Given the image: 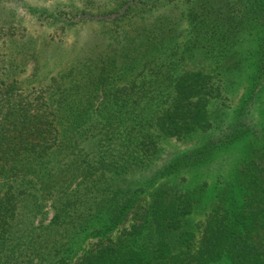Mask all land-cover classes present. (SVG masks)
<instances>
[{
	"label": "trees",
	"instance_id": "1",
	"mask_svg": "<svg viewBox=\"0 0 264 264\" xmlns=\"http://www.w3.org/2000/svg\"><path fill=\"white\" fill-rule=\"evenodd\" d=\"M38 13L82 38L63 70L26 86L15 73L37 67L40 47L0 0V264H264V125L251 114L264 0H78ZM184 19L180 49L169 43ZM221 27L254 46L224 49L213 71L178 65L205 37L227 39ZM248 66L228 115L227 91ZM197 135L186 149L159 144ZM241 140L234 175L200 210L208 183L180 180ZM166 177L178 179L157 182ZM85 232L93 241L73 256Z\"/></svg>",
	"mask_w": 264,
	"mask_h": 264
},
{
	"label": "rangeland",
	"instance_id": "2",
	"mask_svg": "<svg viewBox=\"0 0 264 264\" xmlns=\"http://www.w3.org/2000/svg\"><path fill=\"white\" fill-rule=\"evenodd\" d=\"M77 1L78 0H1L3 6L12 8L14 11L13 19L20 24V27L26 28L28 35L31 36L36 46L40 47L37 67H34L33 60H30L28 63L20 66L15 73L26 86L36 83L40 79L49 81L53 74H57L63 70L71 60L82 38V34L80 33L78 35L72 28H68L64 32L59 29L56 30L57 24L50 20H43L44 18L38 13L39 9L47 13L56 6L70 5ZM180 27L184 30L183 34L169 44L179 42L181 46L180 49H182L184 42L190 38L192 32L188 20H182L180 22ZM221 28L226 33L227 39L216 37L206 39L205 37L202 39L204 41L202 46L191 51H185L184 55L178 59V65L180 67L188 65L197 69L213 71V66L222 60L224 49L226 52L233 51L234 49L238 53H247L248 49L254 46L255 39L253 34L243 31L226 30V27ZM44 37L49 38L50 42L48 45L43 44L42 41ZM227 43L228 45H226ZM179 54V52L171 53L168 54V56H170V58H175L179 56ZM138 66L139 64L126 70V75L129 77L134 75L138 71ZM249 71L250 69L248 66L247 69L234 75L236 78L235 83L227 91L230 97L229 105L226 107V113L228 115H233L235 109L239 106V102L248 85ZM251 114L256 124L264 125V87L252 106ZM199 139V135L187 137L183 140L169 137L162 139L159 144L163 149L162 151L167 152L175 149L189 148L197 144ZM246 142L247 140H241L234 143L229 148L218 151L210 161L204 163L200 167L186 171V176L180 180L181 183L187 186H193L202 181L208 183L200 210H205L215 198L220 187L232 178L240 160L245 156ZM177 179L178 178L174 177H166L159 179L157 182L168 181L169 183H174ZM50 215L51 213L49 212L48 216ZM198 215H200V213L196 214V216ZM114 233L115 231L113 234ZM92 241L93 237L88 234V232L81 234L72 251V253L74 252L73 256H77V254L82 252Z\"/></svg>",
	"mask_w": 264,
	"mask_h": 264
}]
</instances>
